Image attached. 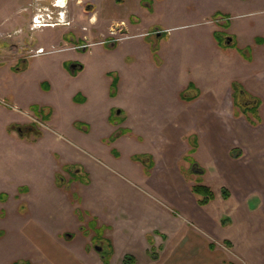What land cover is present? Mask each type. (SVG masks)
Instances as JSON below:
<instances>
[{
    "label": "crops",
    "instance_id": "1",
    "mask_svg": "<svg viewBox=\"0 0 264 264\" xmlns=\"http://www.w3.org/2000/svg\"><path fill=\"white\" fill-rule=\"evenodd\" d=\"M95 1H105L110 10L106 15L109 23L101 31L109 46L114 48L117 43L122 46L126 42L127 50L120 51L117 63L102 65L93 81L70 90V99L62 102L47 99L43 95L50 89L39 88L41 97L27 102L20 98L27 89L26 84L17 78L26 73L27 58L35 59L39 54H24L18 42L19 34L29 37V31L33 32L29 28L33 15H45L44 9L51 12L55 0H0V33L16 35L9 38L7 49L0 54L3 58L0 69L9 72L16 81L9 88L0 85V93H11L14 107L21 104L37 107L32 113L14 111L1 118L5 121L4 128L0 129V143L9 149L3 148L0 155V167L5 170L3 178L21 181L16 189L9 190L2 181L4 179H0V194L15 195L16 199L25 200L27 207L34 205L35 208L33 215L19 214L23 222L20 230L57 264H84L83 259L89 260L87 264H91V259L94 264H112L116 259L118 264H229L238 260L235 248L242 254L250 250L253 259L248 261L249 264H264V241H260L259 250L250 247L255 235L250 230L257 225L262 209L257 205H244L254 195L264 198V117L258 113L264 103V30L243 36L242 27L239 33L233 29L232 22L229 23L232 31L225 35L220 33L216 21L207 20L211 24L208 34L197 38L199 53L207 61L203 71L198 72L190 66L187 53L173 52L172 57L166 54L165 45L169 39L166 24L162 28L156 27L152 36H148L145 22L136 17L138 10L144 7L150 15L154 14L158 1L166 3V0H66L63 7L56 8L65 24H57L55 27H62L54 31L46 43L33 40L31 47L58 44L62 47L57 49L73 51L74 48L63 47L67 46L65 36L79 43L103 42L86 40V33L79 35L96 20ZM230 1L243 7L262 0ZM22 12H26L25 15ZM240 23L246 26L245 21L234 24ZM118 26L124 35L110 34L111 29ZM77 34L79 36H75ZM224 35L227 42L222 43ZM137 46H147V51L143 52ZM203 51L205 54L201 53ZM101 52L110 51L102 49ZM69 53L44 57L59 72H64L63 67L69 62L68 70L78 76L85 65ZM143 53L154 73L152 81L139 80L137 74L138 56ZM219 54L225 61L221 72L217 61ZM132 57L136 60H128ZM234 82L244 95L241 100L236 98ZM43 106L48 107L45 112ZM218 117L221 118L218 120ZM34 120L37 126L33 127ZM219 121L226 123L228 134L236 135L234 140H237L227 143L219 151L221 166L245 167L256 179L253 180L256 187L248 188L253 191L251 193L248 190L241 193L237 180H233L232 187H222L227 191L226 196L222 189L220 192L225 200H230L234 192L240 195L237 209L232 205L228 207L232 213L223 215L221 223L209 221L210 230L192 226L187 218L170 208L146 203L143 214H152V218L157 216L162 223L150 221L136 226L133 222L120 226L122 207L127 208L123 202L133 201L134 195L119 191L107 193L94 187L104 180H114L112 183L116 187V181L121 180L117 172L120 169L142 180L154 177L156 180L151 183L164 194L180 195V188L172 187L167 181L166 187V172L175 174L183 190L187 182L179 164L186 163L184 169L193 164L198 168L194 172L202 174L204 168L196 156L200 136L217 133L214 124ZM194 127L198 129L195 131ZM62 136L73 138L84 150L95 158H103L106 163L92 159V156L79 157L74 153L75 148L61 139ZM146 142L148 144L144 146ZM195 183L191 182V185ZM76 187L80 188V200L73 195ZM197 196L192 206L202 209V205L215 197V192L205 204L198 201L202 195ZM240 203L248 210H241ZM262 228L259 227L260 238L264 233ZM76 234H81L80 239L73 242ZM236 234L243 238L238 242L239 247L232 237ZM90 241L103 243L102 252L94 254L88 245ZM222 242H230L229 249ZM20 258L26 264L33 263L30 258Z\"/></svg>",
    "mask_w": 264,
    "mask_h": 264
},
{
    "label": "rangeland",
    "instance_id": "2",
    "mask_svg": "<svg viewBox=\"0 0 264 264\" xmlns=\"http://www.w3.org/2000/svg\"><path fill=\"white\" fill-rule=\"evenodd\" d=\"M94 4V8L96 9L97 21L95 20L96 23H93L95 21H92V23L89 24V27H86L83 31H81L79 35L82 36L83 33H86V40L89 39L104 41L95 44H87L90 42L79 43L77 42V40L70 41V38L65 36L64 41H66L67 46L64 45L63 47L73 48L75 45H77L80 49L74 48L73 51H71L70 49L61 50L57 48H60L62 46H59L57 44L49 47L46 46V48H48L47 50H50L48 51L50 53L47 52L41 55L39 54L37 57H35V59L32 56L28 57L26 60V64L29 67L28 69H26V73L21 74V76L17 78V80L21 81V83L24 82L27 88L24 92L20 94L21 99L27 102L38 100L37 98L41 97V94L39 93V88L43 90L50 89L46 92V94L43 95L44 97H47V99L57 100L61 102L70 99V97L72 96V89L77 87V85L81 83L86 84L88 81H93L95 79V76L101 70L102 65H110L118 62L120 51L125 52V50H127L126 42L122 43V46H120L119 42L117 43L116 47L114 46V48H116L115 50H110L114 48L109 46L108 40L107 38H105V34L101 33V31L109 23L106 19V15L107 12H109L110 10L109 8H107V3L105 1L101 3L95 1ZM118 4L119 2L116 3V5ZM145 9L146 7L140 8L138 12L136 11V17L141 21L145 22L144 27H146L147 34H150L148 36H152L151 33L156 27L162 28L164 27V24H166V33L169 38L167 40L168 44L165 45L166 54L170 56L173 52H181L182 54L184 52L187 53L188 56L186 58L188 59V62L192 64L190 66L195 67L198 72L203 71L207 61V58L205 56L200 55L198 48L200 41H197V38H199L200 35L208 34L207 30L209 26H211V24H209L207 20H212L214 22L216 21L219 25L220 33H225V35L226 32L232 31V28L230 27L229 23H236L238 21H245L246 26H241V23L238 25H235L233 23V29L237 30V32L240 33L239 29L242 27L241 34L243 36L251 34L252 32H259L260 30H264V0H262L260 3L252 2L249 4V6L245 5L243 7L235 3L231 4L230 0H166V3H164V1H158L157 9L152 15H150L147 9ZM53 10V15H55V13H57L56 8H53ZM22 13L25 15L26 12ZM63 22L62 20H60L59 24L64 25L65 23ZM55 26H57V24L52 27L45 26L41 29H31L33 30V32L29 31V34L31 35H29V37L24 34H19L21 38L18 42L20 43V48L22 52L24 54L26 53L27 56H30L27 50L28 48H30V46H24V40L28 42L31 37L33 40L46 43V40L51 38L53 32L58 30V28L62 27ZM107 31L108 29L106 30V32ZM79 35L77 34L75 36ZM225 35L223 39L224 42H227V36ZM14 36L16 35H4L3 33H0V54L5 49H7V44L10 41L9 38H13ZM160 46L161 43H159V47ZM137 47L140 50H143V52L147 51V46ZM102 49L109 50L110 52H101ZM162 50L163 45L160 51L161 55L163 54ZM68 52H71L69 53L70 57L73 56V58L79 60L85 65L84 71L78 76L71 74L68 70L69 62L65 63L63 67L64 72H59L55 69L56 66H53L51 62L45 60L44 57L50 54L66 55ZM201 53L205 54V51ZM220 54L222 55V53ZM220 54L217 58V61L219 71L221 72L223 71L225 61L222 60V56ZM145 55L146 54L143 53V56H138L139 71L137 74L139 76V80L152 81L154 73L150 71L149 66L147 64L148 58H145ZM172 56L173 55H171V57ZM129 59L136 60V57L128 58V60ZM2 60L3 58L0 56V61ZM3 71L4 69H0V85H3L5 88H9L12 83H15L16 80L15 78H12L10 76L9 72L4 73ZM3 94L4 93H0V106H2L0 107V129L4 128L5 120L1 119L4 115L6 118L7 116H10L14 111L19 113L22 112L25 114L27 112L32 113L37 110L36 106L25 107L22 104L20 106L14 107L12 105L13 100L11 93L7 95ZM5 108H10V110H6ZM45 108L48 107L43 106V112H45ZM258 110L259 116L263 118L264 103L261 105V107H259ZM220 118L221 117H218V120ZM214 125H217L218 132L215 134L211 133L201 135L199 141L200 143L196 151L198 162H200V164L204 168V172L202 174H196L194 172L198 170V168L193 164L190 167H187L186 169H184L186 163L185 165L179 164V167L183 171L182 175L184 177V180H186L187 182L186 188L183 190V186L179 183L178 179L175 177V174L170 171L166 172L167 175L165 184L167 181L172 187L175 186L180 188V195L176 194V197H173L169 195V192H166V194H164L158 186L151 183L152 180H156V178L154 177H151L148 180H142L120 169H118L117 172L118 174H120L121 180L116 181V187H114L112 183V181L114 182V180H104L103 183H99L100 185L98 184L94 187L98 191L103 190L105 192L107 191V193L119 191L121 193L128 192L129 194L134 195L133 201L129 200L128 202H123V205H126L127 208L125 209L122 207L121 212L123 213L122 216H119L120 226L124 227L128 224H134L133 222H135L134 225L141 226L150 223V221L159 224L158 222L161 220H159V217L156 216L152 218V214H147V216L143 214L146 210L144 204L153 203L156 206L160 205L165 207L166 209L170 208L173 211L178 212V214H181L185 218H187V222L191 223V225L194 227L196 226L211 230L209 221L211 222L214 220L215 222L221 223V218L223 215L229 216L232 213L230 212L231 210H229L228 207H231L232 205L233 209H237V205L239 203L237 198L240 195H238L237 192H234L230 200H225L221 196L220 192L223 186L227 187L228 185L232 187L234 185L233 180H237L236 185L240 186L239 191L241 193H243L245 190H248L249 193L253 192L248 189L251 187H256V183L253 181L256 180L254 178L253 173H249L248 171H246L245 167L238 169L228 164H226V166L224 167L221 166V157L218 154L219 151L224 146H226L227 143L231 141L237 142V140H234L236 139V135L231 136L230 134H228L229 128L227 127L226 123L219 121L215 122ZM197 129L198 128L195 127L193 128V130L195 131ZM61 139L67 142L68 144L72 145L75 148L74 153L79 155V157H83V155L87 157L92 156L89 152L84 150L81 144H78L73 138L62 136ZM143 144L145 146L148 144V142ZM7 147V145H3V143H0V155H2L4 152L3 148L7 149ZM7 151H9V149H7ZM93 158L97 159L102 163H106L103 158H95L94 156H92V159ZM244 171H246V175L244 174ZM3 176H5V170H2L0 167V179H4ZM61 177L63 178L62 175ZM192 178H198V180H190ZM2 181L3 183H5V186L9 190H13L16 189L17 183L21 180L4 179ZM191 182L207 184L215 192V197L210 201V203L202 205L203 208L200 207L202 209H198L192 206V202L197 201L198 196L197 194L191 191ZM167 186L168 185L166 184V187ZM80 193V188L76 187V191L73 195L80 200ZM6 194H0V264H20V262L23 261V259L20 257L30 258L33 262L31 264H57L52 262L46 256L44 251L40 247H38L37 244H35L33 241L26 238L25 234L22 233V231L20 230V224L23 222L22 220H20L21 218L19 214H23L24 216L33 215V211H35V208H33L34 205L32 204L33 206L31 208L30 205H28L27 207L28 203L25 200L16 199L15 195L9 193ZM129 204L131 206H129ZM244 205L246 207L249 205H257V207H260L262 209L258 217L257 225L254 227V229L252 228V230H250L251 234H255L252 236V246L250 247L259 250L260 241H264V233H262L261 238L258 236L260 232V226H263L262 232H264V198H261L260 195H254L249 198V200H246ZM106 207L108 208L109 205H106ZM239 208L241 210H248L247 208H242L241 203L239 205ZM202 210L203 213L201 214ZM133 213H135L136 215L134 216ZM160 223H162V221H160ZM229 231L231 230L228 229L227 232ZM80 235L81 234H76V238L73 242H77L80 239ZM232 237L237 242V246L239 247L238 242L242 241L243 238H241L240 234H236ZM222 244L226 245L227 249H229L228 247L231 246L226 242H222ZM88 245L90 248H92V252L94 254L100 253L103 250V243H101L100 241H90ZM96 245L99 248L95 247ZM234 250L237 254V262L240 261L243 264H249L250 262L248 261H251L253 259L252 257H250L252 255L251 252H249L250 250L243 252V254L242 252L236 250V248ZM94 256L93 258H95ZM230 257H232L233 259V256ZM87 261L89 260L83 259L84 264H87ZM100 261L103 262L102 260ZM117 262L118 260L116 259L112 264H118ZM240 262L239 264H241ZM63 264L66 263L63 262ZM91 264H94L93 259H91Z\"/></svg>",
    "mask_w": 264,
    "mask_h": 264
},
{
    "label": "built area",
    "instance_id": "3",
    "mask_svg": "<svg viewBox=\"0 0 264 264\" xmlns=\"http://www.w3.org/2000/svg\"><path fill=\"white\" fill-rule=\"evenodd\" d=\"M56 1L57 0H55V2L53 4V8H57L58 7ZM53 8H52L51 12H49L48 10L44 9L43 12L45 13V15H43V16L42 15L41 16L33 15L32 21H31V24H30V28L31 29H34V28L36 29V28H40V27H43V26H46V25L54 26L56 24H59L60 20H62V22H63L64 20L61 18V14L59 13V11H56V12H58V14L53 15V11H54ZM111 34L116 35L117 34V30L112 29L111 30ZM83 45H85V44H83ZM27 50L29 52V55H38V54H41V53L47 51L45 49V47L41 46V45L35 46L34 48L30 47Z\"/></svg>",
    "mask_w": 264,
    "mask_h": 264
},
{
    "label": "trees",
    "instance_id": "4",
    "mask_svg": "<svg viewBox=\"0 0 264 264\" xmlns=\"http://www.w3.org/2000/svg\"><path fill=\"white\" fill-rule=\"evenodd\" d=\"M223 17H227V16H223ZM223 40L224 39L221 37V42L222 43L224 42ZM233 86H234V91H235L236 98H238V100H241L242 97L244 96L242 94L241 88H238V84L235 83V82H234ZM191 189H192V191L194 193H196L198 195H202V197L198 199L200 204H205L210 199H212L214 197L213 190L207 185L197 183V184L192 185ZM222 193L224 194V196H226L227 191H226L225 188L222 189ZM229 244H230V242H229ZM20 264H26V263L25 262H20ZM229 264H238V263L235 262V261H230Z\"/></svg>",
    "mask_w": 264,
    "mask_h": 264
},
{
    "label": "flooded vegetation",
    "instance_id": "5",
    "mask_svg": "<svg viewBox=\"0 0 264 264\" xmlns=\"http://www.w3.org/2000/svg\"><path fill=\"white\" fill-rule=\"evenodd\" d=\"M62 4H64L63 3V0H62ZM158 32H160V31H158ZM117 33L119 34V36H123L124 35V32H122V29L118 26V28H117ZM30 42V43H29ZM31 43H32V45H31ZM34 45V42H33V39H30L28 42H26L25 40H24V46H33ZM37 46H39V45H37ZM73 48H78V49H80L77 45H75ZM43 53H45V52H43ZM42 53V54H43ZM35 121V120H34ZM33 127L34 126H37L36 125V123H34V122H32V124H31ZM29 127V126H28Z\"/></svg>",
    "mask_w": 264,
    "mask_h": 264
},
{
    "label": "water",
    "instance_id": "6",
    "mask_svg": "<svg viewBox=\"0 0 264 264\" xmlns=\"http://www.w3.org/2000/svg\"><path fill=\"white\" fill-rule=\"evenodd\" d=\"M60 1H61V2H60ZM63 1H64L63 3L66 2V0H63ZM56 3L62 5V0H57ZM95 247H97V245H96ZM97 248H99V247H97Z\"/></svg>",
    "mask_w": 264,
    "mask_h": 264
},
{
    "label": "bare ground",
    "instance_id": "7",
    "mask_svg": "<svg viewBox=\"0 0 264 264\" xmlns=\"http://www.w3.org/2000/svg\"><path fill=\"white\" fill-rule=\"evenodd\" d=\"M64 2V1H63Z\"/></svg>",
    "mask_w": 264,
    "mask_h": 264
}]
</instances>
